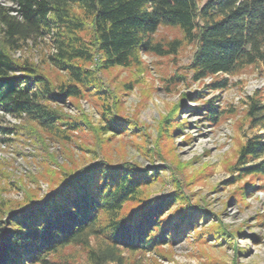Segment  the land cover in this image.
I'll return each instance as SVG.
<instances>
[{"label": "trees", "instance_id": "16d2710c", "mask_svg": "<svg viewBox=\"0 0 264 264\" xmlns=\"http://www.w3.org/2000/svg\"><path fill=\"white\" fill-rule=\"evenodd\" d=\"M4 1L12 5L0 1V108L62 142L72 141L87 124L86 118L67 115L64 106L87 92L104 93L100 72L140 66L141 54L168 56L183 42L193 43L195 81L264 64V0ZM168 26L182 38L157 40ZM38 40L51 46L46 62L64 74L59 83L40 63L15 57ZM104 109L107 122L95 132L127 133L131 123ZM248 110L254 127L264 128L261 99L251 98ZM202 111L214 123L221 113L211 102ZM251 160L255 163L246 165ZM234 168L241 176H264V134L244 144ZM64 174L40 199L5 203L0 190V264H81L64 254L73 247H80L90 264H125V251L146 253L175 243L197 230L206 215L190 204L171 212L181 200L175 193L149 197L145 187L158 177L159 167L99 158Z\"/></svg>", "mask_w": 264, "mask_h": 264}, {"label": "rangeland", "instance_id": "374dc122", "mask_svg": "<svg viewBox=\"0 0 264 264\" xmlns=\"http://www.w3.org/2000/svg\"><path fill=\"white\" fill-rule=\"evenodd\" d=\"M174 38L182 34L169 26L156 34L165 42ZM195 48L185 41L174 54H141L140 66L101 71L104 93L87 92L63 108L67 115L87 119L70 142L54 140L34 123L0 108V190L5 203L40 199L57 188L64 173L99 158L112 164L132 162L142 169L159 167L158 177L145 187L149 197L175 193L181 200L171 212L190 204L206 215L197 230L175 243L146 253L125 251V264H264V176H241L234 168L244 144L264 134L262 124L254 127L248 110L253 97L264 103V64L195 81L190 68ZM50 52L44 40L29 41L15 57L40 63L59 83L64 74L46 62ZM222 81L227 85H213ZM209 102L221 111L215 123L202 111ZM105 106L131 123L127 133L95 132L107 122ZM64 254L90 264L80 247L67 248Z\"/></svg>", "mask_w": 264, "mask_h": 264}]
</instances>
